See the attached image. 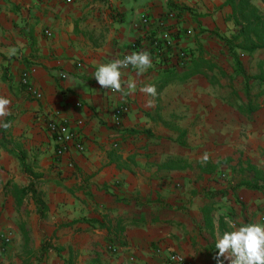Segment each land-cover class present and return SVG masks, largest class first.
<instances>
[{
  "label": "crops",
  "instance_id": "1",
  "mask_svg": "<svg viewBox=\"0 0 264 264\" xmlns=\"http://www.w3.org/2000/svg\"><path fill=\"white\" fill-rule=\"evenodd\" d=\"M251 1L264 13V0ZM233 14L226 0H0V95L12 101L11 127L0 128V264H165L171 252L216 264L227 221L264 224V48L239 51L247 83L220 37L238 32ZM142 15L172 27L188 62L154 50L156 27ZM141 50L153 66L140 76L122 69L133 94L99 87L100 63ZM199 56L213 68L181 79ZM145 84L155 97L140 92ZM54 111L83 151L57 152ZM205 156L213 171L199 168Z\"/></svg>",
  "mask_w": 264,
  "mask_h": 264
},
{
  "label": "clouds",
  "instance_id": "2",
  "mask_svg": "<svg viewBox=\"0 0 264 264\" xmlns=\"http://www.w3.org/2000/svg\"><path fill=\"white\" fill-rule=\"evenodd\" d=\"M10 54H15V50ZM129 66L136 70L138 76L143 75L153 66L151 54L141 50L126 54L122 59L116 58L108 63H100L92 72V77L100 88L120 93L122 96L131 95L136 91V83L122 80V69ZM140 92L155 97L156 87L154 84H145L140 88ZM11 103L10 97L0 95V128L4 130L11 127L10 122L3 120L11 114L9 111ZM147 103L151 106L152 101L149 100ZM203 159L206 162L207 156ZM227 223L231 230L218 235L215 241V248L218 250L214 256L216 264H225V260L229 264H264V224L258 222L238 224L235 221Z\"/></svg>",
  "mask_w": 264,
  "mask_h": 264
},
{
  "label": "trees",
  "instance_id": "3",
  "mask_svg": "<svg viewBox=\"0 0 264 264\" xmlns=\"http://www.w3.org/2000/svg\"><path fill=\"white\" fill-rule=\"evenodd\" d=\"M226 3L228 4L230 3L234 7L233 15H234L235 23L239 27V30L231 37H223V36L220 37L225 41L226 45H228L230 48L231 56L235 61L236 73L244 75L248 83L249 79L252 76L246 74L242 65L239 51L252 54L257 49L264 48V13H262L260 9L252 3L251 0H226ZM173 9H178L179 11H181L185 9L189 10L190 8L188 7L186 8L185 6H182ZM205 66L208 68H213L214 65L210 62V60L204 58V56H199L193 59L192 66L188 70H186L183 74H181L180 77L181 79H186L189 76L201 71V69ZM173 77H179V76L175 75ZM240 110L245 111V107L241 105ZM253 110L254 108L250 106L249 111H253ZM19 158L26 172L30 173L34 177L39 176V174L35 173L27 164L25 160V156L22 152H20ZM110 158L111 160H117L120 158V156H118L114 152H110ZM198 165L199 168L205 172L213 171L216 168V164H213L212 162H206L204 164L199 163ZM259 174L262 175L261 172H259ZM244 184L250 185L249 183H244ZM29 190L33 191L34 198L39 205V213L43 216L45 213L44 202L41 196L37 194V190L35 188V184L33 183V181L30 183Z\"/></svg>",
  "mask_w": 264,
  "mask_h": 264
},
{
  "label": "built area",
  "instance_id": "4",
  "mask_svg": "<svg viewBox=\"0 0 264 264\" xmlns=\"http://www.w3.org/2000/svg\"><path fill=\"white\" fill-rule=\"evenodd\" d=\"M71 2L72 0H66ZM170 17L175 16L174 11L169 12ZM141 21L144 25L150 26L154 25L157 21L152 20L150 16L142 15ZM156 28L151 29L150 36L152 38V44L154 50L158 53L164 52L166 49H175L176 57L178 63L183 65L188 62L191 58L189 55V49L182 45L180 40L169 24L159 22V25H154ZM131 67V66H129ZM65 73H62V77H66ZM24 82L28 83V76L24 74ZM29 90L35 95L40 96L39 92L33 90L29 87ZM130 111L128 104H122L115 109L113 123L117 127L122 126L123 119L125 115ZM47 129L53 136L55 143L57 145L58 153H65L69 151L71 146L76 147L78 150L83 151L85 149L84 144L78 140V132L72 128L67 117L62 115L59 111H54L49 114L47 118ZM225 176V175H223ZM9 239L6 238L5 242ZM159 251V249H158ZM165 264H195L193 261L186 258L183 254L179 252H171L167 255Z\"/></svg>",
  "mask_w": 264,
  "mask_h": 264
},
{
  "label": "rangeland",
  "instance_id": "5",
  "mask_svg": "<svg viewBox=\"0 0 264 264\" xmlns=\"http://www.w3.org/2000/svg\"><path fill=\"white\" fill-rule=\"evenodd\" d=\"M219 41H216V44H215V46L217 45V44H219L218 43ZM189 52H190V50H189ZM189 55L191 56V52L189 53ZM223 72L222 71H216V75H215V77H218V78H222L223 76V74H222Z\"/></svg>",
  "mask_w": 264,
  "mask_h": 264
}]
</instances>
